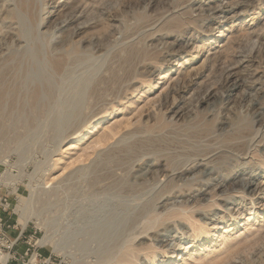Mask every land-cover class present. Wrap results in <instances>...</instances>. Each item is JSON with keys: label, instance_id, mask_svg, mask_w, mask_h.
I'll return each instance as SVG.
<instances>
[{"label": "rangeland", "instance_id": "obj_1", "mask_svg": "<svg viewBox=\"0 0 264 264\" xmlns=\"http://www.w3.org/2000/svg\"><path fill=\"white\" fill-rule=\"evenodd\" d=\"M0 264H264V0H0Z\"/></svg>", "mask_w": 264, "mask_h": 264}, {"label": "bare ground", "instance_id": "obj_2", "mask_svg": "<svg viewBox=\"0 0 264 264\" xmlns=\"http://www.w3.org/2000/svg\"><path fill=\"white\" fill-rule=\"evenodd\" d=\"M104 130H106V129L104 128ZM79 134H80V133H79ZM76 136H77V135H75V137H76ZM82 138H83V135L80 134V135H78V137H76L75 139H77V141H79V140L82 139ZM100 140H101V138H100ZM100 140H99V141H100ZM75 145H76V144H73V145L70 144L69 147H72V148H73V147H75ZM111 203H112V202H111ZM86 212H87V211H86ZM251 217H252V216H251ZM251 220H252V219H251ZM24 225H25V224H24ZM22 226H23V225H22ZM38 242H39L40 244H45L46 239L43 238V239H41V240L38 241ZM7 257H8V256H5V258H7Z\"/></svg>", "mask_w": 264, "mask_h": 264}]
</instances>
